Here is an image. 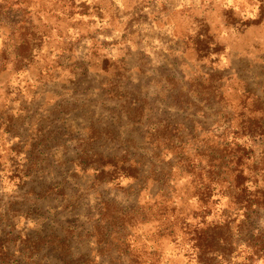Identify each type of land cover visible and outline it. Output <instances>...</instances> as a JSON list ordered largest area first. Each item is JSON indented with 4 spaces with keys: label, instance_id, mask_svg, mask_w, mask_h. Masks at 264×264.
Here are the masks:
<instances>
[{
    "label": "rangeland",
    "instance_id": "obj_1",
    "mask_svg": "<svg viewBox=\"0 0 264 264\" xmlns=\"http://www.w3.org/2000/svg\"><path fill=\"white\" fill-rule=\"evenodd\" d=\"M0 264H264V0H0Z\"/></svg>",
    "mask_w": 264,
    "mask_h": 264
}]
</instances>
